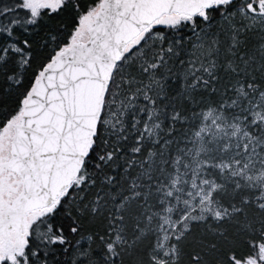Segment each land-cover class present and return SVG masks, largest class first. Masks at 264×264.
Wrapping results in <instances>:
<instances>
[{
    "label": "snow or ice",
    "instance_id": "snow-or-ice-1",
    "mask_svg": "<svg viewBox=\"0 0 264 264\" xmlns=\"http://www.w3.org/2000/svg\"><path fill=\"white\" fill-rule=\"evenodd\" d=\"M0 264H264V0H0Z\"/></svg>",
    "mask_w": 264,
    "mask_h": 264
}]
</instances>
